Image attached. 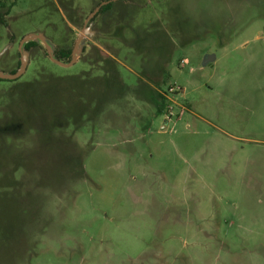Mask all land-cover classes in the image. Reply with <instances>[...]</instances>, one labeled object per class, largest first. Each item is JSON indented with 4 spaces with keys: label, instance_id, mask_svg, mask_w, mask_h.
Returning a JSON list of instances; mask_svg holds the SVG:
<instances>
[{
    "label": "rangeland",
    "instance_id": "obj_1",
    "mask_svg": "<svg viewBox=\"0 0 264 264\" xmlns=\"http://www.w3.org/2000/svg\"><path fill=\"white\" fill-rule=\"evenodd\" d=\"M3 1L0 118L15 84L50 76L124 92L0 133V264H264V0H122L95 20L107 0ZM149 33L164 75L138 52Z\"/></svg>",
    "mask_w": 264,
    "mask_h": 264
},
{
    "label": "trees",
    "instance_id": "obj_2",
    "mask_svg": "<svg viewBox=\"0 0 264 264\" xmlns=\"http://www.w3.org/2000/svg\"><path fill=\"white\" fill-rule=\"evenodd\" d=\"M5 8V2L0 0V24H5L4 19L8 15V11H2ZM121 8L124 10H121ZM129 8L130 7L126 5L125 1L121 0L117 3L112 2L102 7L98 15L93 20H95L100 15L111 12L112 10H116L117 15H126L125 11H127V14H129L132 12L131 8L130 10ZM118 17L116 18L120 19ZM145 37L147 40L145 39L144 42L140 43V45L137 47L139 50L138 52L141 53L144 51L143 54L146 56V61L148 64L151 63V65H149L153 71L155 69H159L160 67L163 70V68L166 66H160V59H156V56L163 55V57H168V59L171 57V52L169 50L170 48L166 37L164 35L157 36L154 33H149V35ZM36 46H38V42L36 40L30 41L25 44V50H31ZM72 52L73 48L63 47L56 50L53 53V56L56 60L62 63H68L72 61ZM161 74L164 75L165 71L163 70ZM68 79L72 80V86L70 87L62 84L67 82ZM3 82L9 81L0 78V83ZM123 89V82L117 74L112 76L104 75L103 77H97L92 81H81L78 76H74L72 78L60 77L56 79L50 76L49 78H43V80L35 83L15 84L7 95L8 97L6 99L8 104H6L5 107L14 111V114H11L10 116L3 115V117L0 118V133L4 136L18 135L19 133L23 132V128H29L31 123L34 122L36 118H40L43 125L46 126V119L49 116V113L52 114V118L54 119L52 122H56L55 115L60 110H64L65 112L66 108H76V105L80 103L78 99V92L80 90H83L82 98L85 99L87 105H91L93 101L98 100L99 106L101 103L105 102L106 98L108 99L109 95L114 93L115 90H118V96L123 94ZM148 93L152 94L151 101L156 106L155 115L158 116L163 114L167 108V100L162 95H158L156 98H154V91L152 90H148ZM67 94L68 96H66L64 99V96ZM69 115H71V113H69Z\"/></svg>",
    "mask_w": 264,
    "mask_h": 264
},
{
    "label": "water",
    "instance_id": "obj_3",
    "mask_svg": "<svg viewBox=\"0 0 264 264\" xmlns=\"http://www.w3.org/2000/svg\"><path fill=\"white\" fill-rule=\"evenodd\" d=\"M111 2H112V1H106V2L102 3V4H101V5H100V6H99V7L93 12V14L90 16L89 20L92 19L93 17H95V16L99 13V11L101 10L102 7H104V6L108 5V4H110ZM34 39H36V37H34V38H29L28 41H32V40H34ZM40 39L43 40L42 38H40ZM81 40H82V37H79L78 40H77V42H76V44H75V47H74V49H73V52H72V58H73L72 61H73V62H74V58H75V56H76V53H77V50H78V47H79V43L81 42ZM49 55L52 57V54H51V53H49ZM52 59H53V57H52ZM214 60H215V56H210V55H208V56H206V58H205L204 65H207L208 63H210V62H212V61H214ZM53 61H54L55 63L61 65V66H64V65L62 64V62L56 60L55 58L53 59Z\"/></svg>",
    "mask_w": 264,
    "mask_h": 264
},
{
    "label": "crops",
    "instance_id": "obj_4",
    "mask_svg": "<svg viewBox=\"0 0 264 264\" xmlns=\"http://www.w3.org/2000/svg\"><path fill=\"white\" fill-rule=\"evenodd\" d=\"M259 194L261 195V196H264V191L262 190V191H259ZM258 218H261V216H259ZM257 231V230H261V236H263V238H264V221L263 220H256L255 222H254V226H253V231ZM259 258H261V259H263L264 260V254H262L261 256H259ZM263 262V261H262Z\"/></svg>",
    "mask_w": 264,
    "mask_h": 264
},
{
    "label": "flooded vegetation",
    "instance_id": "obj_5",
    "mask_svg": "<svg viewBox=\"0 0 264 264\" xmlns=\"http://www.w3.org/2000/svg\"><path fill=\"white\" fill-rule=\"evenodd\" d=\"M111 1L113 2L114 0H111ZM112 2H111V3H112Z\"/></svg>",
    "mask_w": 264,
    "mask_h": 264
}]
</instances>
